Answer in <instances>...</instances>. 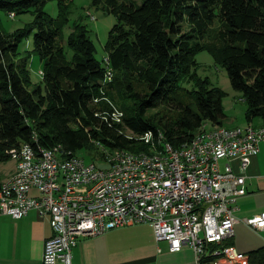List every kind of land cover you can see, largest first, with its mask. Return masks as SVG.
<instances>
[{"label":"trees","instance_id":"1","mask_svg":"<svg viewBox=\"0 0 264 264\" xmlns=\"http://www.w3.org/2000/svg\"><path fill=\"white\" fill-rule=\"evenodd\" d=\"M73 1L0 0V13L35 16L10 33L0 26V163L24 144L61 146L69 156L83 152L101 163L105 151L149 152L140 140L149 131L181 148L205 122L224 127L227 94L197 77L196 55L204 50L243 95L247 122H264V0H92L118 20L105 46L114 71L108 85L88 27L76 22L64 36ZM50 2L58 3L57 18L46 12ZM31 37L34 49L24 56ZM33 54L43 64L38 85L31 80ZM120 106L119 123L112 113ZM161 107L169 116L150 114ZM227 246L231 241L214 247ZM247 256L248 264H264V247Z\"/></svg>","mask_w":264,"mask_h":264},{"label":"built area","instance_id":"2","mask_svg":"<svg viewBox=\"0 0 264 264\" xmlns=\"http://www.w3.org/2000/svg\"><path fill=\"white\" fill-rule=\"evenodd\" d=\"M113 76L110 68L104 85ZM261 144L264 125L240 126L220 137H209L208 130L190 152L167 151V158L152 164L128 161L117 150L105 151L101 163L77 157L63 164L38 159L21 146L13 159L22 171L1 183L0 213L19 220L35 211L49 218L53 235L45 243L43 264H73L80 240L143 223L170 252L193 250L191 264L250 263L234 246H214L235 236L237 204L247 195V172ZM245 223L264 232V213Z\"/></svg>","mask_w":264,"mask_h":264},{"label":"crops","instance_id":"3","mask_svg":"<svg viewBox=\"0 0 264 264\" xmlns=\"http://www.w3.org/2000/svg\"><path fill=\"white\" fill-rule=\"evenodd\" d=\"M238 123L255 127L264 124L261 119ZM238 123L229 126L237 127ZM17 165L5 171L4 176L0 173L2 181L15 173ZM247 177V195L237 204L238 223L231 240L232 245L244 254L264 247V232H257L245 223L246 219L264 213V144L253 157ZM32 195L37 193L32 192ZM243 234L248 237H242ZM52 235L49 218L41 219L35 211L19 220L0 213V264H43L45 243ZM194 258L193 250L188 247L172 253L167 242L157 243L153 228L145 223L82 239L73 250V264H191Z\"/></svg>","mask_w":264,"mask_h":264},{"label":"rangeland","instance_id":"4","mask_svg":"<svg viewBox=\"0 0 264 264\" xmlns=\"http://www.w3.org/2000/svg\"><path fill=\"white\" fill-rule=\"evenodd\" d=\"M138 3L141 4L142 0H138ZM46 12L53 18H57L59 15V7L57 2H50L46 6ZM14 16V15H13ZM11 14H7L5 12L0 13V26L5 32H13L19 28H24L28 24L34 21L35 16L32 13H23L13 17ZM95 17V19H93ZM70 25L67 26L64 30L65 38L71 33L73 29V24L76 22H81L86 25L90 30V35L92 40L94 41L97 53L96 57L99 61L104 65L105 58H107V54L105 51V46L109 40V35L115 24L118 22L117 17L113 14L108 13L103 9L102 5L94 6L92 4V0H74L71 5L70 10ZM34 49V37H31L27 42H25L22 46L23 55L25 56V51H32ZM73 52L67 48V56L69 58L72 57ZM196 60L198 63L197 66V77L202 80H207L211 83L212 86L220 88L223 90L227 96L224 99V109L226 117L223 120V123L227 127H236L229 126L231 124H237L238 121H245L246 117L245 113L247 111V104L243 99V95L236 91L231 84L228 72L221 65L217 64L213 58V56L206 50L199 52L196 55ZM43 69V64L38 55L33 54L30 59V72H31V80L34 85L41 84L42 75L40 72ZM43 72V71H42ZM189 89L192 88L190 84L186 85ZM122 105H126L131 107V103H121ZM121 107V106H120ZM115 107L122 116H118L120 119L119 123L122 122V118L124 116V109ZM123 110V111H122ZM169 109L167 107H161L159 109L152 110L151 115L161 113V115H168ZM115 121H117L115 119ZM118 122V121H117ZM239 125V126H238ZM237 127H240L238 123ZM159 126V125H158ZM208 127H212V123L208 122ZM160 129L164 130L162 126H159ZM161 132V131H159ZM128 134L132 136V133ZM145 134L140 137V140L149 147V152L153 153L154 148H152V144L161 149L162 146L158 142L146 143L143 138ZM80 157L85 158L86 162H89V158L85 156L82 152L79 154ZM16 160L12 159L5 163H0V173L4 176L5 171H10L14 169L16 165ZM221 164H224L222 161ZM6 175V173H5ZM3 178V177H2ZM247 238V234H243L242 237ZM238 238V235H237ZM238 243V242H237Z\"/></svg>","mask_w":264,"mask_h":264},{"label":"bare ground","instance_id":"5","mask_svg":"<svg viewBox=\"0 0 264 264\" xmlns=\"http://www.w3.org/2000/svg\"><path fill=\"white\" fill-rule=\"evenodd\" d=\"M11 15L15 16V14H11ZM93 19H95V17H93ZM108 59L109 58H105V61H104L106 71H107L106 75H110V68H111L110 62ZM107 60L109 63H107ZM40 74L43 76L42 71L40 72ZM113 74H114V71H113ZM113 80H114V76H113ZM118 116H122V114H120L118 110L115 108L112 113V117H113L112 119L114 120L116 119L119 122L120 119H118ZM246 126H253V125L248 124ZM231 129L239 130V127L230 128L227 126L223 127V126H217V125L212 124V127L209 128L208 122H205L202 125L198 135L194 138V140L190 144L184 145L181 148H175L171 144L166 143L164 135L161 132H159L158 136H155L152 131H149L145 134L143 140L148 144L151 142H158L162 146L161 149L157 148L153 143L152 144V148H154L153 153H145V152L134 153V152H129L125 150H118L117 152L120 155L124 156V158L127 159L128 161L140 162L143 164H152V163H155L156 161H163V158H167V151L176 152V153L190 152V146H195L196 143L203 142V139L207 137L208 130H209V137H220L222 136V133L224 131H230ZM163 143L165 146L163 145ZM18 152H19L18 150H15L12 153L13 155H15ZM22 152H31V154H35V156L38 159H46V156H47L48 158L51 159V161H58V162H62L63 164H73V161H77V157L69 156V154L65 152V150L61 146H55L54 148H42L41 147L40 149H36L33 146H31V144H24L22 145ZM21 171H22V163H18L17 170L15 171V173L5 181H12V178H15V176L21 173ZM3 193H5V184H1L0 186V194H3ZM222 264H248V262L225 261V262H222Z\"/></svg>","mask_w":264,"mask_h":264}]
</instances>
